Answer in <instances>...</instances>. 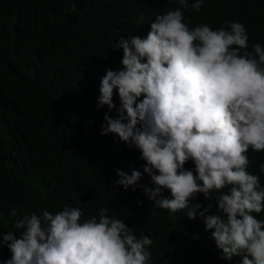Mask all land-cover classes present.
I'll return each mask as SVG.
<instances>
[{
	"label": "clouds",
	"instance_id": "clouds-1",
	"mask_svg": "<svg viewBox=\"0 0 264 264\" xmlns=\"http://www.w3.org/2000/svg\"><path fill=\"white\" fill-rule=\"evenodd\" d=\"M176 3L155 16L146 35L119 38L113 50H123V67L107 69L101 79L98 106L118 112L117 118L105 113L101 135L135 147L145 162L143 172L115 169L114 183L133 191L139 186L153 202L152 215L163 209L172 218L182 211L192 220L199 216L222 259L264 264V220L257 219L264 186L248 171L252 152H264V46L255 43L249 51L239 22L189 27L188 0ZM203 3L194 0L191 8L199 12ZM189 161L194 170L186 168ZM144 173L151 187L139 184ZM199 194L216 199L222 215L208 214L211 206L195 202ZM107 213L103 206L98 216L82 219L81 208L65 206L24 215L15 223L18 232L0 233V246L11 253L0 264H152L150 235L137 238Z\"/></svg>",
	"mask_w": 264,
	"mask_h": 264
},
{
	"label": "trees",
	"instance_id": "trees-1",
	"mask_svg": "<svg viewBox=\"0 0 264 264\" xmlns=\"http://www.w3.org/2000/svg\"><path fill=\"white\" fill-rule=\"evenodd\" d=\"M193 2L184 11L189 27L239 22L249 51L255 43L264 46V0H204L199 12ZM178 7L176 0H0V233L18 232L15 223L33 212L79 207L87 219L107 206V214L122 219L137 238L150 235L152 264H240V257L221 258L199 216L192 220L182 211L172 218L163 209L152 215L153 202L139 186L116 185L115 169L143 172L145 162L135 147L101 135L105 113L118 117L98 106L106 70L123 67L115 43L146 35L157 14ZM113 102L120 107L118 90ZM252 154L248 171L264 186V152ZM150 179L144 173L139 184L151 187ZM195 202L222 215L216 199L199 194ZM10 257L0 246V262Z\"/></svg>",
	"mask_w": 264,
	"mask_h": 264
}]
</instances>
